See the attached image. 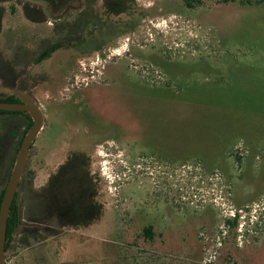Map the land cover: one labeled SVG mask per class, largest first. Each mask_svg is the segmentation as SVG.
Returning <instances> with one entry per match:
<instances>
[{
    "label": "rangeland",
    "instance_id": "374dc122",
    "mask_svg": "<svg viewBox=\"0 0 264 264\" xmlns=\"http://www.w3.org/2000/svg\"><path fill=\"white\" fill-rule=\"evenodd\" d=\"M199 2L104 16L97 0L76 47L34 64L54 21L0 1V93L27 89L44 116L17 198L28 242L4 264H264V0ZM16 121L22 135L28 119ZM72 152L102 214L44 239L56 221L29 225V206Z\"/></svg>",
    "mask_w": 264,
    "mask_h": 264
},
{
    "label": "trees",
    "instance_id": "16d2710c",
    "mask_svg": "<svg viewBox=\"0 0 264 264\" xmlns=\"http://www.w3.org/2000/svg\"><path fill=\"white\" fill-rule=\"evenodd\" d=\"M187 6L192 7L200 3L199 0H182ZM135 0H103V14L115 15L121 14L133 8ZM80 10L84 7L81 4ZM77 18L70 23L69 37L65 38V46H72L76 39H79L76 34H81L89 27L96 25L98 21L97 14L92 5H88L84 11H80ZM101 18V17H100ZM0 100L18 101L13 96L6 99L0 97ZM11 114L25 115L28 119L26 128L21 135L23 139L25 133L31 126V118L27 112L15 111ZM19 147V146H18ZM87 160L83 153L72 152L68 155L66 161L59 165L56 171L51 175L48 182L42 188L40 194L33 195V201L30 203V213L26 216L27 223L33 225L35 222H47L50 220L56 221L55 226L47 225V233L45 237L55 236L60 233L59 228L68 225H87L92 221L97 220L102 214V206L95 202L96 185L93 184V178L90 175L87 167ZM32 172L24 170L20 184L32 187ZM95 185V186H94ZM3 196V191L0 194V204ZM21 208L14 200L9 210L6 228V244L12 239L13 233L21 223ZM29 232V231H28ZM143 232L149 238L152 237V226L147 225ZM31 236L34 237V232L31 230ZM37 236V235H36ZM43 239V238H42Z\"/></svg>",
    "mask_w": 264,
    "mask_h": 264
},
{
    "label": "flooded vegetation",
    "instance_id": "af4514ba",
    "mask_svg": "<svg viewBox=\"0 0 264 264\" xmlns=\"http://www.w3.org/2000/svg\"><path fill=\"white\" fill-rule=\"evenodd\" d=\"M3 1H10V0H3ZM18 1H20V7L22 9L23 16L28 21H30L32 23L47 22L49 19L54 21L51 24L52 25L51 33H55V35H57L58 38L54 42L53 41L52 42L46 41L45 45L43 46V49L39 53V56L35 60L37 63H34V64H38L40 61H43L44 59L48 58L49 54H51L56 49H67V48H71L74 46L76 47V45L65 46V44H66L65 38L69 37L70 23L78 17L76 13H78L80 11H84V9L88 5H92L94 7V3L97 0H18ZM101 1L103 3V0H101ZM81 4L84 7L83 10H80V8H79ZM70 11L72 13H70ZM103 11H104V8H103ZM95 12L98 13L96 18L99 20L101 17V14L98 12V9L95 10ZM125 12H127V10ZM125 12H123V13H125ZM71 14H73V15H71ZM70 15L73 18H72V21L68 22L67 18ZM104 16H106V15H104ZM107 16H111V15H107ZM2 19H3V8L0 6V34H1V29H2V26H1L2 25ZM115 33L118 34L119 31H116ZM76 35L80 39L81 34H76ZM41 43H44V39L41 41ZM98 49L99 48H97V50ZM0 56H1V52H0ZM10 85L12 86V84L9 83L8 86H10ZM10 88H12V87H10ZM7 90H9V89H7ZM20 91H24L27 94H30V91H28L25 88H22ZM6 92H1L0 97L3 99H6L9 96H13L18 101H5V100H0V101H2V102H20V99L17 98L14 94H9L8 92L7 93ZM11 112H15V111L0 110L1 117H4L6 120L7 119L10 120V123H11L10 125H8L7 127H5L3 129V127L1 126V122H0V161H1V155L3 154V152L5 150L7 151L8 148L9 149L12 148L11 150H9L12 153L9 156H6L3 160V162H5V163L4 164H3V162L0 163V194L2 191L4 194V191H5L8 179L10 177L16 155L20 149V145L22 142L21 134L19 133V129L17 128L18 124L16 121V119L19 118V116H21V114L15 115V114H11ZM22 112H24V111H22ZM31 125H32V119H31ZM42 129H41V131H42ZM2 132H5V137L3 140H1ZM40 132H39V134H40ZM38 135H37V137H38ZM37 137L35 139H37ZM35 139H34V141H35ZM33 142H32V144H33ZM31 145H30V148H31ZM29 152H30V150H29ZM80 153H82V152H80ZM28 156H29V154H28ZM66 159H65V161H66ZM26 163H27V161H26ZM63 163H60L59 165H61ZM57 167H56V169H57ZM25 169H26V165H25ZM56 169H55V171H56ZM54 172H52L48 176L47 182ZM2 184H4L3 187H1ZM20 189H21V184L19 183L18 190L15 193L14 200H17ZM21 221H22V219H21ZM19 227H20V222L18 224V228L13 233L12 239L9 240V242H7V244H6V240H5V256L9 252V250L11 249L13 244L17 243L18 245H25V246L27 245L28 241L25 239L26 235H23V232L17 233ZM15 234L18 235L17 236L18 238L15 237ZM5 260H6V257H5Z\"/></svg>",
    "mask_w": 264,
    "mask_h": 264
},
{
    "label": "water",
    "instance_id": "95a60500",
    "mask_svg": "<svg viewBox=\"0 0 264 264\" xmlns=\"http://www.w3.org/2000/svg\"><path fill=\"white\" fill-rule=\"evenodd\" d=\"M7 92L14 94L20 99V102L0 101V110L27 112L32 119V125L22 139L0 204V264L5 263V240L9 210L25 169L30 145L44 126L43 112L31 95L20 90L9 89Z\"/></svg>",
    "mask_w": 264,
    "mask_h": 264
}]
</instances>
